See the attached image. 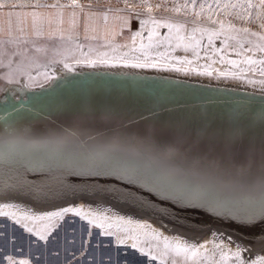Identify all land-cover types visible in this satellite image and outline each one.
<instances>
[{
	"label": "water",
	"instance_id": "obj_1",
	"mask_svg": "<svg viewBox=\"0 0 264 264\" xmlns=\"http://www.w3.org/2000/svg\"><path fill=\"white\" fill-rule=\"evenodd\" d=\"M9 126L17 134L33 137L72 135L97 137L123 147L143 150L166 158L178 141L203 139V131L215 135L232 153L219 179L225 183H248L264 166V90L202 80L162 72L86 67L58 68L51 79L35 87L12 85L0 95V134ZM183 138V139H181ZM187 151L191 152L189 147ZM234 157V159H233ZM204 170L219 163L221 153L197 150ZM251 169L241 176L239 169ZM7 172V168L5 169ZM30 184L51 183L52 194L37 197L27 190L0 192V201H17L37 213L57 209L80 197L117 203L157 219L166 229L197 241L205 231L218 228L244 245L242 258L249 260L264 251V232L227 221L199 208L179 209L158 197L154 207L107 189H124L114 178L65 175L63 184L49 181L47 173L27 172ZM48 188H45V192ZM141 189L137 194L145 198ZM167 207L168 212H160Z\"/></svg>",
	"mask_w": 264,
	"mask_h": 264
},
{
	"label": "snow or ice",
	"instance_id": "obj_2",
	"mask_svg": "<svg viewBox=\"0 0 264 264\" xmlns=\"http://www.w3.org/2000/svg\"><path fill=\"white\" fill-rule=\"evenodd\" d=\"M121 2V0H117ZM125 9L129 10L128 15H116L114 20L122 21L123 26H128L132 19V9L142 7L147 13L153 11V5L150 0H136L135 3L131 0H122ZM197 0H190L191 5L194 7ZM217 7L223 8H242L244 9V15L237 12L236 16L239 19L247 20L251 17V12L248 9L253 7H259L264 9V0H259L258 5L253 4L252 0H246L245 3H225L221 5L220 0H215ZM68 8H81L83 5L80 0H69L67 5H62L59 0L56 3L49 4L47 0H0V55H3V50L6 45L17 43L21 41V38L27 36L25 25L28 19L31 18L33 34L35 36H47L52 39L59 36L60 40H64L63 29L59 25L63 24V12L50 13L44 16L38 10L41 8L51 9H63ZM156 8H160L161 4L155 5ZM180 7L188 8L189 0H185V3L180 6L173 7L172 11H179ZM201 12L205 7L209 10L208 19L212 23H218L219 29L217 31H210L204 28H195V32H208V43H213V37H219L226 30L234 33H245L252 36H257L261 42H264V35L258 32H250L248 28H236L231 22L227 24L220 20H213L212 16L215 13L212 4L206 2L199 5ZM6 10V11H4ZM122 11V10H117ZM112 9L102 13L88 12L85 13V39H97V35L89 37L88 31H98L93 17H102L104 38L119 33L114 26L109 25V13ZM231 13H229L230 15ZM72 17L75 18L77 13L73 11ZM136 18H140L141 13H134ZM197 16L200 12L196 13ZM15 18V21L14 19ZM257 20H264V12H257ZM49 26V31L45 33L43 25ZM56 24V28H52L53 24ZM152 24L159 27L161 24L169 29V35L163 37L164 41L171 42L172 39L177 41L176 47H180L185 37L181 35L185 25L172 24L167 21H160L148 16L147 19H139L140 31H135L131 34L132 47L130 52H141V54L147 57L150 53L148 49L158 47L162 41H153V37L158 35L155 29L149 30L147 35L148 44L143 42V30L146 25ZM73 27L76 26V20H72ZM261 28H264V22L260 24ZM173 30L175 32L173 33ZM141 37V43L139 47H136V38ZM235 39L236 37H229ZM194 43L185 45V51L188 47L192 48V51L196 54L197 58L199 53L197 51L200 46V40L196 39L195 35L189 38ZM68 40H72V36L68 37ZM23 43L27 44L29 41L23 39ZM227 43V40L224 41ZM241 47L243 42L241 41ZM251 43V41H248ZM77 48H81L82 45L77 44ZM120 47H128L124 45H114L112 50L115 52ZM260 52H264V43L256 45ZM91 50V49H90ZM40 51V49H37ZM219 51V49H217ZM107 53L101 54L99 63L107 64L109 61ZM129 53H123V56H128ZM139 60V57H134ZM224 57L221 56V62ZM191 63V61H185ZM79 63V61H77ZM97 61H89V64L94 65ZM228 63L236 65L237 61L230 60ZM243 63L248 65H259L258 71L264 76V59L254 60L247 58ZM125 66H128L127 63ZM154 63H133L131 67H155ZM64 69L71 71V65L64 63ZM242 71H245L242 69ZM202 74L211 75L210 71ZM47 79V73L44 74ZM219 75H227V73L221 72ZM235 75V74H234ZM29 79H32L29 76ZM13 81L9 77L8 83ZM249 83H257V81L249 80ZM19 83V81H17ZM260 84H264V80L259 81ZM28 85H23L27 87ZM0 91H7V89H0ZM183 139V138H181ZM191 148V152L187 151ZM197 150L201 152L212 154L216 152L221 153V159L219 163H213L209 166V170H204L203 162L201 160L192 159V154ZM232 153L230 146L222 147L218 142L214 134L208 132L206 129L203 131V139L200 137L196 141H185L184 143L177 142L168 150L166 158H161L156 154H148L143 150H137L132 147H123L118 142H108L97 137L88 136L87 139H82L80 136L72 135H53L44 138H37L31 136L25 132L23 135L17 134L10 126L5 133L0 134V192L7 190H27L35 194L37 197L46 196L52 194L51 183L47 185L30 184L26 180L27 172H41L47 173L49 181H56L59 184H63V177L65 175H74L78 177H109L114 178L117 181L125 182L124 189L112 188L107 189L120 197L131 198L138 201L142 206L154 207L150 197H158L163 202H170L176 208L188 209L199 208L215 215L218 218L236 222L242 226L248 228L261 229L264 232V166L258 170L257 179L248 183H225L219 179L220 173L226 171L225 164L228 162V157ZM234 159V157H233ZM7 168V172L5 169ZM241 176L245 174H252L251 169L241 167L239 169ZM48 191L45 192V188ZM144 189L143 193L145 198H141L137 193ZM15 208L21 211V216L17 217L15 213L3 211L2 209ZM160 212L167 213V207H161ZM72 212L76 216H80L81 219H87V216L81 209L64 207L58 211L37 213L31 208H21L18 204L2 203L0 204V217H12L17 225H21L25 232L37 236L39 240L47 242V235L41 231L34 230L28 227L26 223L22 224V221L31 220L33 222L40 220H51L56 217H63L66 213ZM89 224L93 223V220H88ZM97 227H103V225H96ZM145 227V226H141ZM127 231V230H126ZM109 232H102L100 235H110ZM91 236V232H88ZM152 238L154 240H161L159 232L152 231ZM217 239L224 238V233H214ZM135 240L136 237L133 236ZM229 243H234L231 236L226 238ZM123 244V241H119ZM163 249L157 254H153L152 250L145 251L144 248H138L136 243L131 245V248L138 250L142 255L147 256L150 260L159 259L160 264H168V258L171 257L170 264H189L192 261L193 264H228L231 260L233 264H264V256L257 257L254 261H249L241 257V252L245 251V247L242 244L236 245V251H223L219 252V261H213L212 257L206 252H201L200 249L204 248L203 244L190 243L188 241H182L180 237L169 239L168 237L162 238ZM215 249H221V245L215 244ZM157 247H159L157 245ZM3 261L7 264H30L28 259H15L12 255H4Z\"/></svg>",
	"mask_w": 264,
	"mask_h": 264
},
{
	"label": "rangeland",
	"instance_id": "obj_3",
	"mask_svg": "<svg viewBox=\"0 0 264 264\" xmlns=\"http://www.w3.org/2000/svg\"><path fill=\"white\" fill-rule=\"evenodd\" d=\"M131 2L135 3L136 0H131ZM203 2L213 5L216 13L212 16L213 20H222L226 24L231 22L236 28H248L250 32H258L264 35V28L260 27L264 20L256 19L257 12H264V9L259 7L248 9L252 15L249 19L244 20L236 16L237 12L244 15V9L217 7L215 0H197L194 7L189 0V7H180L179 11H172L171 9L183 5L185 0H150L153 5V11L150 14L142 7L134 8L131 10L133 16L129 25L122 27V21L113 19L116 15L129 14V10L125 9L122 0L119 3L117 0H80L83 9L65 7L63 9L41 8L38 10L44 16L50 13H57L58 11L63 12L64 22L59 27L62 28L64 26V28L69 30L64 35V40H60L58 35L52 39L46 35L44 37L24 36L20 42L5 46L3 55H0V89H7L12 85H28V87L41 85L49 81L58 68H64V63H68L71 65V69L106 67L154 71L264 90V84L259 83V81L264 80V76L258 71L259 65L243 63L247 58L254 60L264 59V52H260L256 47L257 44L264 42H261L257 36L245 33L237 34L226 30L219 37H213V43L209 45L208 32L193 33V29L197 27L210 31L219 29L218 23H212L208 19L209 10L207 7L201 12L199 5ZM237 2L245 3L246 0H220L221 5ZM252 2L258 5L259 0H252ZM47 3H56V0H47ZM59 3L67 5L69 0H59ZM157 4H161V7L156 8L155 5ZM109 8L112 9V12L109 13V25L114 26L119 34L115 35L114 38L112 36L104 38L103 18L93 17L98 26V31L94 33L89 30L87 35L89 37L97 35L99 38L85 39V13H102ZM73 11L77 13L75 18L71 15ZM135 12L141 13L139 19H147L151 15L160 21L185 25L184 30L181 32L185 40L180 47H176L177 41L175 39H172L171 42L163 40V37L169 35L167 27L163 26V24L159 27L148 24L143 30V42L148 44L147 35L149 30L153 28L158 34L153 37V41L159 40L162 42L158 47L148 49L147 51L150 54L147 57L143 56L139 51L130 52L132 47L131 34L135 31H140L139 19L135 17ZM197 12H200L199 16L196 15ZM229 13L231 14L229 15ZM13 19L15 21V18ZM73 19L76 20L75 27L72 25ZM28 22H31V18L28 19ZM47 27L49 26H46L45 23L43 29ZM56 27L57 25L54 23V28ZM174 32L175 30H173ZM193 35L200 40V46L197 49L198 58L191 47H188V50L185 51V45L194 43L189 39ZM69 36H72L71 41L68 40ZM232 36L236 38H229ZM23 39H27L29 43H23ZM225 40H227V43H224ZM241 41L243 42V47H241ZM248 41H251V43H248ZM140 43L141 37H137V48ZM77 44L82 45V47L77 48ZM124 44H127L128 47H120L113 52L112 48L114 45ZM37 49H40V51H37ZM126 52L129 55L125 57L123 53ZM102 53L108 54L105 57L109 61L107 64L98 62L102 58ZM221 56L224 57L223 62H221ZM134 57H139L140 59L136 60ZM230 60L237 61V64L228 63ZM89 61H97V63L92 65L89 64ZM185 61H191V63ZM145 62L154 63L156 66L131 67L133 63ZM126 63L128 66H125ZM242 69L245 71H242ZM206 70L210 71L211 75L202 74ZM221 72L227 73V75H219ZM45 73H47V79L45 78ZM29 76L32 79H29ZM9 77L13 81L11 84L8 83ZM249 80L257 81V83H249ZM3 92L0 91V95ZM15 214L17 217L21 216V213ZM86 216L87 219H81L80 216L69 212L62 218L56 217L51 220L35 222L31 220L22 221V224L26 223L28 227L47 235V242L25 232L21 225L15 224L14 218L0 217V264H7L2 259L4 255H12L17 260L28 259L30 264H160L159 259L150 260L138 250L132 249L131 245L136 243L138 248H144L146 252L151 249L155 255L163 249L162 236L161 240L157 241L152 238L151 232H139L117 220H105L98 223L96 221L95 223L94 219L88 215ZM88 220H93V223L89 224ZM96 225H103V227H97ZM89 231L91 236L88 235ZM102 232L111 234L100 235ZM133 236L136 237L135 240ZM119 241H123V244L119 243ZM220 250L225 252L229 250L236 251V249L227 250V248L221 246V249L206 253L212 257L213 261H219ZM256 259L257 257H254L249 259V261ZM170 260L171 257L168 258V264H170ZM189 264H193V262L189 261ZM228 264H233V262L230 260Z\"/></svg>",
	"mask_w": 264,
	"mask_h": 264
},
{
	"label": "bare ground",
	"instance_id": "obj_4",
	"mask_svg": "<svg viewBox=\"0 0 264 264\" xmlns=\"http://www.w3.org/2000/svg\"><path fill=\"white\" fill-rule=\"evenodd\" d=\"M2 203L18 204L21 206V208H23L22 205L19 204L17 201H0V204ZM64 207L81 209L84 214L94 219L95 223L96 221L98 223L105 220L107 221L117 220L142 233L144 232L152 233V231H157L159 232L160 236L168 237L170 240L176 237H180L182 241H188L190 243H195V244H203L204 248L200 249V251H205V252L216 251V249L214 248L213 241L215 242V244H219L227 248V250L236 249V245L239 244L235 242L233 239L232 240L234 241V243H229V241L226 239L228 235L225 234L224 232H223L224 238L217 239L216 236H214V233L218 234L222 231H220L216 227H212L207 231H205L197 241H192L191 239H189V237L185 236L184 234L169 231L157 219L142 215L138 213L135 209L122 206L117 203L99 201L98 199L89 196L80 197L69 203H65L61 205L57 209H52L50 211H45V212L58 211L60 208H64ZM2 210L13 213H21L19 209H15V208L2 209ZM141 226H145V227H141ZM261 256H264V251L261 252L259 255L255 256V258Z\"/></svg>",
	"mask_w": 264,
	"mask_h": 264
},
{
	"label": "crops",
	"instance_id": "obj_5",
	"mask_svg": "<svg viewBox=\"0 0 264 264\" xmlns=\"http://www.w3.org/2000/svg\"><path fill=\"white\" fill-rule=\"evenodd\" d=\"M6 11V10H4ZM32 22H27V26H25L26 28V32H27V36L26 37H38V36H35L33 34V28H32ZM46 26H48L46 24ZM52 28H54V24L52 25ZM62 29H63V35H66L68 33V29L64 28V26H62ZM45 33H47L49 31V27H47L46 29H44ZM47 36V34H45ZM44 37V36H43Z\"/></svg>",
	"mask_w": 264,
	"mask_h": 264
}]
</instances>
